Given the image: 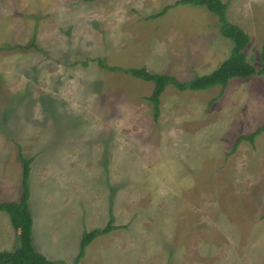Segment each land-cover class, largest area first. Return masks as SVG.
Masks as SVG:
<instances>
[{"label": "rangeland", "instance_id": "rangeland-1", "mask_svg": "<svg viewBox=\"0 0 264 264\" xmlns=\"http://www.w3.org/2000/svg\"><path fill=\"white\" fill-rule=\"evenodd\" d=\"M176 1L0 0V201L22 195L20 154L38 155L32 239L52 257L80 250L111 213L123 227L96 237L77 264H264V131L233 149L264 126V76L168 86L155 120L153 84L96 61L180 81L215 70L232 42L206 8ZM222 2L260 69L264 0ZM33 39L42 52L17 49Z\"/></svg>", "mask_w": 264, "mask_h": 264}, {"label": "trees", "instance_id": "trees-1", "mask_svg": "<svg viewBox=\"0 0 264 264\" xmlns=\"http://www.w3.org/2000/svg\"><path fill=\"white\" fill-rule=\"evenodd\" d=\"M187 4L204 7L216 16L220 34L222 37L232 42V49L229 57L212 72L196 76L191 80L180 81L172 75L151 72L146 67L121 68L109 66L105 59H96L98 65L102 69L112 72L120 71L135 79L153 84L151 95L145 99L151 102L153 106L155 120H157L161 114V96L168 86H173L180 92L206 90L216 86H221L222 89H225L232 79H248L253 76H264V43L260 55L261 67L258 69L247 59L246 51L250 45L249 35L240 26L227 19V5L222 2V0H178L175 2L176 6ZM168 9L169 6L164 8L161 13L154 15V18L163 16ZM32 48L38 52H42L35 42V39H33V42L29 46L17 49L29 50ZM86 64L87 63H84V65ZM263 131L264 126H261L248 135L240 136L235 142L233 149H237L239 143L244 140L253 143L254 139ZM20 160L23 163L22 196L18 201L0 202V211L9 215L12 226L16 231V246L13 250L0 252V264H66L64 262L49 260L46 256L38 252L33 245V219L28 202L30 196L28 179L32 160L24 158L21 154ZM112 222L113 220L110 218L109 224L104 229H95L83 235L80 251L74 264H77L83 258L85 248L96 237L108 234L113 229L117 228Z\"/></svg>", "mask_w": 264, "mask_h": 264}, {"label": "crops", "instance_id": "crops-1", "mask_svg": "<svg viewBox=\"0 0 264 264\" xmlns=\"http://www.w3.org/2000/svg\"><path fill=\"white\" fill-rule=\"evenodd\" d=\"M228 40V39H227ZM232 49V48H231ZM231 53V52H230ZM230 55V54H229ZM229 55H228V57H229ZM228 57H226L225 58V60L228 58ZM56 145H58V144H56ZM56 145H54L55 146V149L57 148L56 147ZM39 153H41L40 151H39ZM38 153V154H39ZM55 153H59V151H56ZM38 156V155H37ZM36 156V157H37ZM35 154H34V156H32L31 158H29L30 160H32L31 161V164H30V175L32 174V166H35L34 165V160H35ZM103 157H104V154L103 155H101V158L103 159ZM77 158H79L78 156H77ZM57 158L55 157V160H56ZM84 158H81V160H83ZM66 160V159H65ZM64 160V161H65ZM74 160V159H73ZM73 160H72V162H73ZM96 160H97V157H95L94 158V162L96 163ZM104 161V160H103ZM78 162H79V164L81 163V164H85V166H89V164H86L84 161H80V160H78ZM104 164H105V161H104ZM75 165V164H74ZM50 166H65L64 165V163L61 161V162H59V164H55V161H54V163H51L50 164ZM75 166H78V165H75ZM81 166H83V165H81ZM30 178V177H29ZM22 196V195H21ZM21 198V197H20ZM20 198L18 199V200H20ZM18 200H16V201H18ZM0 202H12V201H0ZM2 212V211H1ZM111 212H112V210H111ZM5 213V212H4ZM6 215H4V214H0V225H1V232H0V252L1 251H10V250H13L14 249V247L16 246V231H15V229L13 228V226H12V223H11V220H10V217H9V215L7 214V213H5ZM31 214H32V212H31ZM74 214H77V213H74ZM73 214V215H74ZM39 215H42L44 218H47V219H52V218H57V215H54V216H51V214L49 213V211H47V212H42V213H40ZM110 217L112 218V216H111V213H110ZM78 218H80V217H78ZM88 220V219H87ZM87 220H86V222H87ZM109 221V220H108ZM44 222V221H43ZM85 222V223H86ZM44 224H45V222H44ZM34 225H35V227H36V222H34L33 223V229H34ZM5 228H4V227ZM72 226H75V228H78V227H80L81 225H77V222H73L72 224H70V227H72ZM90 227H93V228H95L94 227V223L93 224H91V225H89ZM9 227H11V229H9ZM117 228L116 229H121L123 226H116ZM93 230H95V229H91V231H93ZM11 231H13V233H12V238H11ZM90 231V232H91ZM82 232H84V231H81L79 234H81ZM85 233V232H84ZM79 234L77 235V236H79ZM33 237H34V233H33ZM9 238H11L10 239V244H11V247L10 248H7L8 250H1L2 248H6L7 247V241L9 240ZM81 241V240H80ZM34 244H35V240H34ZM13 246V247H12ZM36 250L38 251V252H40L41 254H43L44 256H46L49 260H51V259H53V260H56V262H64V263H66V264H74L76 261H74V263H72L73 262V259L75 258H77L78 257V254H79V252H78V245H76L75 247H74V249H72L71 250V252L69 253V254H67V255H61V256H64V257H61V256H59V257H52V256H54V254L52 253V252H50L49 251V249L48 248H42V249H38L37 247H36ZM80 251V250H79ZM85 258V257H84ZM84 258H82L81 260H83ZM52 260V261H53Z\"/></svg>", "mask_w": 264, "mask_h": 264}]
</instances>
